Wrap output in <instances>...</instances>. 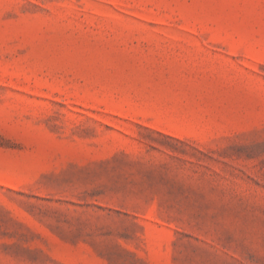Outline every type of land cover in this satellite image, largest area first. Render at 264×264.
<instances>
[{
    "label": "rangeland",
    "instance_id": "374dc122",
    "mask_svg": "<svg viewBox=\"0 0 264 264\" xmlns=\"http://www.w3.org/2000/svg\"><path fill=\"white\" fill-rule=\"evenodd\" d=\"M0 264H264V0H0Z\"/></svg>",
    "mask_w": 264,
    "mask_h": 264
}]
</instances>
